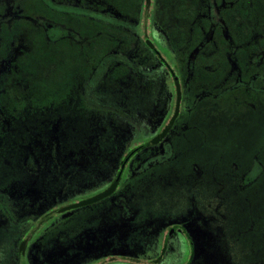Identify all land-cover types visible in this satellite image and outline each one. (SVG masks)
Segmentation results:
<instances>
[{
  "label": "flooded vegetation",
  "instance_id": "flooded-vegetation-1",
  "mask_svg": "<svg viewBox=\"0 0 264 264\" xmlns=\"http://www.w3.org/2000/svg\"><path fill=\"white\" fill-rule=\"evenodd\" d=\"M254 119L264 133V0H0V255L254 264L230 256L220 190L260 152L236 181L191 157ZM206 177L223 183L191 194ZM172 188L175 213L138 202Z\"/></svg>",
  "mask_w": 264,
  "mask_h": 264
},
{
  "label": "rangeland",
  "instance_id": "rangeland-1",
  "mask_svg": "<svg viewBox=\"0 0 264 264\" xmlns=\"http://www.w3.org/2000/svg\"><path fill=\"white\" fill-rule=\"evenodd\" d=\"M262 128L263 126L260 119H254V123L250 122L241 127V129L236 130H233L230 127L226 128V126L223 125L225 135L221 138L222 143L214 140L208 141L204 143L200 153H195L191 157L193 160L199 161L200 164L206 168L215 167L216 176L221 173L220 175L223 178L231 179L230 181H236V179H233L226 173L230 171L233 162L238 163L241 168L246 169L250 162L248 153L260 152L258 158L261 160V166H264V133ZM211 133L216 132L212 130ZM121 136H123V134L118 136V138H120ZM123 144V140L118 139V141L113 144V148L118 149L119 146L121 147ZM185 147L189 150L191 144L187 143ZM193 147L194 144L192 145V148ZM188 156L189 155H187L186 152L183 156H181L179 161L180 168H182V173H179L183 177L186 174V171L183 170L185 169L184 165L186 166L187 160L189 162L191 161ZM263 166L259 170V173L261 174L259 176V179L252 180V192L246 194L245 191L236 193L235 190H230L232 193H236V195L242 199L239 200V203H244L245 207L248 208L247 212L242 213L238 212V210L236 209L232 210L234 218L236 220V226L232 225L233 228H236L233 231L237 233L239 229L241 230V228H243L244 232L241 230L242 233H240L239 241L236 240L235 247H232V249L229 250V253L233 259L238 258L241 262H243L242 260H246L249 257H253L251 258L252 260L250 259V262H254V264H264V232L262 231L263 222L261 221L263 219L262 217H264V215L262 216V212H264ZM237 174L238 176L240 175V173ZM185 177H187V175H185ZM218 180L220 181V183H223L220 179L212 181L206 177L205 182H208L209 184L206 183V185L194 189L191 194L193 193L195 195H199L201 196V198H211L212 190H214V182H218ZM256 186L258 190L255 189ZM224 187L225 185L223 184L222 188L224 189ZM223 189L220 190V195L223 194ZM158 190L159 191L155 192L154 194L152 191L150 196H148V194L144 195L143 198L140 199V201L138 200L139 204L147 205L149 208L151 207V205L149 202H147V200L148 198L154 197L153 208L157 211H159V208L161 207V209H165L164 212L169 215L170 213L177 212L179 210L178 202H183L182 192L184 191H180L174 188H172V190L169 189L164 192L163 190ZM243 200H245V202ZM247 200H250V202L252 203L250 208ZM228 230L231 231L230 228ZM251 247L253 248L254 253H251L250 255L248 251ZM242 249H245L246 251H241ZM0 264H11L7 254H5V257L2 254L0 255Z\"/></svg>",
  "mask_w": 264,
  "mask_h": 264
},
{
  "label": "trees",
  "instance_id": "trees-1",
  "mask_svg": "<svg viewBox=\"0 0 264 264\" xmlns=\"http://www.w3.org/2000/svg\"><path fill=\"white\" fill-rule=\"evenodd\" d=\"M261 160L259 159V158H255L254 159V167H253V169L249 172V173H247V174H244V178L243 179H240V178H238L237 179V181H236V184H237V182L239 183V185L240 186H238V190H236V193H240L241 191H245L246 192V194H249V192H252L253 191V188L252 189H250V190H242L240 187L242 186V187H245V184H247V183H249V182H251L253 179H259V176L261 175L260 173H259V170L261 169V167L263 166H261ZM264 167V166H263ZM263 172H264V170H263ZM231 189H233V188H231V187H224V189H223V194H222V197H223V199H224V201L226 200V201H229V199H231V200H234V202H236V206H232V210L233 209H236V210H238V212H240V213H242V212H247V207H245V205H244V203H239L240 201L239 200H242L239 196H237L236 195V193L234 194V193H232L230 190ZM255 189H257V186H256V188ZM258 190V189H257ZM248 198H249V196H248ZM245 199V198H244ZM244 202H245V200H243ZM247 202H248V205H249V208L251 207V202H250V200H247ZM239 203V204H238ZM225 210L227 211V213H230L229 212V210H230V207H226L225 208ZM246 210V211H245ZM262 212V211H261ZM233 213V212H232ZM264 215V212H262V216ZM263 219H264V217H262ZM263 219L261 220L262 222H263V232H264V221H263ZM230 229H236V228H230ZM240 230V229H239ZM241 230L244 232V229L243 228H241ZM238 231L237 233H242V231ZM238 237H236V235H229V237H228V241H229V243H228V245H227V247H229V250H231L232 249V247H235V243H236V240H238L239 241V238H240V234H238L237 235ZM241 251H246L245 249H242ZM249 253H250V251H248ZM251 255V254H250ZM235 260H237V262H241V261H239V259L238 258H236ZM243 262H241V263H246V261H248V259H246V260H242Z\"/></svg>",
  "mask_w": 264,
  "mask_h": 264
}]
</instances>
